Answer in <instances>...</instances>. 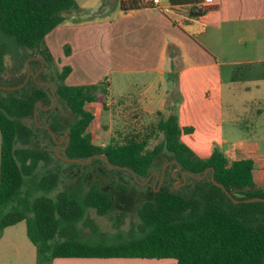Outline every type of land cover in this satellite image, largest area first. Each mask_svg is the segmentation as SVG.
Listing matches in <instances>:
<instances>
[{"label":"trees","instance_id":"1","mask_svg":"<svg viewBox=\"0 0 264 264\" xmlns=\"http://www.w3.org/2000/svg\"><path fill=\"white\" fill-rule=\"evenodd\" d=\"M168 1L173 7H184L188 19H198L207 11L204 0ZM107 3L110 2L103 4ZM117 4L126 11L145 5L144 0H119ZM78 9L77 0H0V73L6 55L16 59V72L27 68L29 57L41 58L33 63L51 62L52 56L44 47L46 35ZM170 55L174 59L168 76L176 81L177 54L172 51ZM71 70L70 66H63L55 81L50 82L59 106H66L77 116L70 123L61 120L59 106L43 109L55 101L49 85L32 79L20 89L0 88V235L5 228L25 221L28 236L37 249V264H52L57 257L174 258L176 264H264V200L235 203L211 179L214 168L215 181L236 199L264 198V189L254 179V161H231L219 147L206 159L197 156L181 140L183 129L175 112L162 115L146 131L131 130L124 135L120 132L119 138L105 146L98 145L89 131L95 114L88 106L99 102L106 108L109 81L105 78L96 84L67 85L65 79ZM44 73L39 79L44 78ZM0 84L20 83L0 81ZM35 110L39 122L34 121L32 127L26 119L34 118ZM43 114L51 115L45 125L57 138L66 134L64 145L69 140L68 146L60 151L63 157L85 161L104 154L111 165L122 168L113 169L100 157H93L84 166L68 162L56 150L30 146L36 130L46 133L56 144L51 132L40 126ZM157 132H162L164 138L149 149V142ZM164 156L167 162L174 161L166 169L165 184L157 192L152 189V195L143 200L137 236L109 242L91 239L101 235V231L89 216L90 211L107 215L115 208L111 193L98 184L85 192L70 189L51 195L61 180V172L50 167L53 160L70 167H88L103 161L107 171L126 173L138 184L136 178L147 180L158 170ZM178 165L181 166L180 172H176L178 176L181 171L195 176H202L207 168L209 171L203 179L188 177V182L178 189L168 184V179L176 180L173 170ZM84 227H90L89 234Z\"/></svg>","mask_w":264,"mask_h":264},{"label":"crops","instance_id":"2","mask_svg":"<svg viewBox=\"0 0 264 264\" xmlns=\"http://www.w3.org/2000/svg\"><path fill=\"white\" fill-rule=\"evenodd\" d=\"M77 2L78 11L84 14L80 17L77 10L72 12L45 37L44 47L52 56V63L57 61L61 69L65 65L72 69L65 83L89 85L107 78L108 97L113 102L134 99L147 112L165 109L172 86L177 99L171 104L176 107L183 129L181 140L204 159L211 156L215 147L221 148L231 161L252 159L254 179L264 189V105L255 109L251 106L252 118L258 120L251 123V131L247 124L238 123L239 130L227 135L222 114L224 67L232 72V80L238 78L235 65H249L252 80L264 78V57L251 60L245 51L227 47L229 43L242 46L245 40L254 41L258 47L264 45L258 35L264 37V0H209L203 2L207 11L198 19H188L184 7H177L175 13L163 12L150 0L127 11L118 6L119 0ZM172 51L181 62L176 81L168 76L174 59ZM134 88L136 92L132 91ZM88 108L95 114L92 124L105 110L99 102ZM15 225L0 235V264H12L8 252L14 253V264H20L21 258L25 261L24 244H20V233L19 237L16 234L18 228L12 230ZM22 231L25 242V234L29 237L27 226ZM29 245L30 264H37L36 246ZM52 264H176V260L57 257Z\"/></svg>","mask_w":264,"mask_h":264},{"label":"rangeland","instance_id":"3","mask_svg":"<svg viewBox=\"0 0 264 264\" xmlns=\"http://www.w3.org/2000/svg\"><path fill=\"white\" fill-rule=\"evenodd\" d=\"M78 11V10H77ZM77 15L81 17L84 14L82 11H78ZM101 11V9H100ZM99 12V10H98ZM70 15V14H69ZM262 27V26H261ZM259 37L263 38L262 44H264V37L261 33H258ZM264 45L258 47V45L254 44V41L245 40L242 46L233 45L229 43L227 47L236 48L239 50H243L246 52V57L248 59L254 60L260 57H264ZM29 60V64H28ZM39 60L34 57H29L26 59L27 68H23L16 72V59L13 58L12 55H6L5 57V67L3 71L0 73V81L9 82L13 81L14 83H22L24 80L28 78V74L30 72L29 78L26 82L29 83L30 80L34 79L36 83L40 82H51L55 81V77L59 72H61V68L59 67V63L56 61L55 63L45 62L43 63H33L32 61ZM31 62L33 64H31ZM180 58H176L174 74H176L177 68L180 66ZM247 67L235 65L234 73L237 74L238 78L231 79L232 72H229L224 67V85H223V98H222V114L224 118V132L227 135H232L236 130L239 129L236 125L239 124H247L249 126L250 131L253 130L251 127V123H257L258 120L256 118H252V108L255 109L256 106L264 105V78H259L258 80H252L251 75H249V69ZM16 72V73H14ZM44 73V78L39 79L41 73ZM34 76H36L34 78ZM172 81V79H171ZM26 84L24 86H26ZM19 85V84H18ZM32 85V84H31ZM23 86V87H24ZM21 87V88H23ZM20 89V88H19ZM170 95L168 96L169 100L166 103V107L163 111L158 110L154 112L144 111L140 104L134 99L128 100H118L113 102L109 97L106 99V108L103 110V115L97 118V121L93 123L89 130L92 134V139L94 143L105 146L110 141L119 138V133L124 135L131 130H141L146 131L147 128L151 124H155L159 121V119L164 115L165 117L175 112L176 107L171 104V101H175L177 99L176 92L172 86H170ZM136 92L137 89L134 88L132 90ZM5 94V92H3ZM256 101V103H254ZM174 104V103H173ZM53 104H49L44 106V110H50L52 108H57L59 106L58 103L49 107ZM58 113L61 117V120L64 123H70L76 120V115L72 113L66 106H59ZM254 119V120H253ZM51 120L50 114H43L41 117L40 126L44 127L46 122ZM34 118L28 117L26 119V123L33 127ZM37 122H39L37 117ZM244 132L247 133V129H243ZM57 137V136H56ZM123 137V136H122ZM164 138V134L162 132H157L154 138H152L149 142L148 148L152 149L155 145L159 144ZM66 134L63 136H58L57 142L54 145L51 142L50 137L44 133L43 131L36 130V135L33 137L30 146L48 148L50 151L56 150L60 156V151L65 149ZM0 145H1V134H0ZM63 157V156H62ZM103 158V157H100ZM167 158L164 156L159 163L158 170L154 172H158L166 165V169L172 163H168ZM70 162V161H68ZM91 162V161H90ZM85 163V165L89 164ZM50 167L55 170H59L61 172V180L58 186L52 191L51 195H55L59 190H73L80 189L82 192L87 191L91 186L98 184L100 187L108 190L113 199L115 208L107 215H100L94 209H92L89 213V216L93 218V220L99 226V230L101 231V235H95L91 239L96 241L104 240L106 242L115 241L119 239H124L126 237L137 236L140 232L139 225L141 224V218L139 214V209L143 204V200L152 195V189L157 192L159 179L156 180L155 173L153 172L148 180L141 181L142 183L135 184L133 179L126 173H113L107 171L105 169V165L103 161H98L97 163L88 166V167H70L69 165L59 164L56 160H53ZM114 169V168H113ZM174 171V170H173ZM165 179V177H164ZM165 184L163 181L162 185ZM168 184L177 185L178 189L182 188L184 185H180V182L176 180L168 179ZM16 230V234L20 233V244L23 246L24 244V255L26 264H30L31 261V252L30 245L33 244L29 237L25 234V240L23 241L22 237L24 236V230L26 228V222L21 221L13 227L12 230ZM21 228V231L20 229ZM90 227H84V231L89 234ZM19 232V233H18ZM27 242V243H26ZM8 255H11V263H16L15 257L13 256V252H8ZM25 261L20 260V264H25ZM169 262H175L174 260H168Z\"/></svg>","mask_w":264,"mask_h":264},{"label":"water","instance_id":"4","mask_svg":"<svg viewBox=\"0 0 264 264\" xmlns=\"http://www.w3.org/2000/svg\"><path fill=\"white\" fill-rule=\"evenodd\" d=\"M34 58L41 60L40 57H34ZM28 64H29V60H28ZM43 66H44V63H43ZM29 75H30V72H29V74H28V78H29ZM35 77H36V76H34V78H35ZM28 78H27V80H28ZM27 80L25 79L24 82H22L21 84L16 85V86H6V85H1V84H0V88H1V89H5V90H15V89H19V88L23 87V86L26 84ZM40 83H43V84L49 85V86L51 87V89H52V93H53V95H54V99H55V101H54L53 105H51V106H49V107H53V106H55V105L58 103V98H57V96L55 95L54 88H53L52 84H51L50 82H40ZM35 120H36V122H37V111H36V110H35ZM44 127H45L46 129H48V130L51 132V134H52L54 140L57 142L56 134L50 129V127H49V126H44ZM68 142H69V140H68ZM68 142H67V144L64 146L65 148L68 146ZM93 157H103V158H105L107 164H108L111 168H122V166H119V165H111L110 162H109L108 157H107L106 155H104V154H102V155H94V156L88 158V159L85 160V161L82 160V159H77V158H66V157H62V158L66 159L67 161H70V162H79V163L85 164V163L90 162L91 159H92ZM166 165H167V164H166ZM166 165L163 167V169H162V171H161V174L158 173V172H154L155 175H156V180L160 177V182H159V186H158V189H157V190L160 189V187L162 186V183H163V181H164ZM123 168H124V169H127V170H130V169L127 168V167H123ZM180 169H181V166L178 165L177 168H175V170L173 171V174H174V176H175V178H176V181H177V182H180V185H184V184L187 183V181H188V176H190V177H194V178H196V179H203V178H205V177L207 176L208 171H209V168H207L202 176H195V175H193V174L188 173L187 171H181V176H178V175L176 174V172L180 171ZM212 171H213V172H212V175H211V179H212V181H213L215 184L221 186L223 189H225V191H226V193L228 194V196L230 197V199H231L232 201H234L235 203H240V202H253V201L264 200V198H262V197H253V198H247V199H242V200H240V199H236V198H235V197H234V196H233L228 190H226V188L224 187V185H222V184H220V183H218V182L215 181V177H214V168H212ZM135 178H136V177H135ZM182 178H183V182H181V179H182ZM136 180H137L139 183H142L139 179L136 178ZM147 180H148V179H147ZM175 187L177 188L178 186L175 185Z\"/></svg>","mask_w":264,"mask_h":264},{"label":"built area","instance_id":"5","mask_svg":"<svg viewBox=\"0 0 264 264\" xmlns=\"http://www.w3.org/2000/svg\"><path fill=\"white\" fill-rule=\"evenodd\" d=\"M150 1L153 6L166 13H175L177 9V7H173L169 2L164 3L163 0H150ZM204 2H209V0H204Z\"/></svg>","mask_w":264,"mask_h":264},{"label":"flooded vegetation","instance_id":"6","mask_svg":"<svg viewBox=\"0 0 264 264\" xmlns=\"http://www.w3.org/2000/svg\"><path fill=\"white\" fill-rule=\"evenodd\" d=\"M174 160H172V161H168V163H170V162H173ZM168 165V164H167ZM178 172H180V171H178ZM181 176V175H180ZM188 177H190V176H188ZM181 182H183V178L181 179ZM188 182V181H187ZM185 185V184H184Z\"/></svg>","mask_w":264,"mask_h":264}]
</instances>
